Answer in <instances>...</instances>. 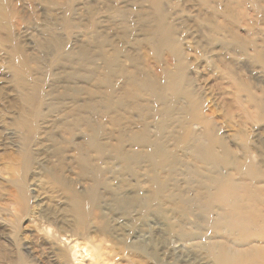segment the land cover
I'll return each mask as SVG.
<instances>
[{"label":"bare ground","instance_id":"6f19581e","mask_svg":"<svg viewBox=\"0 0 264 264\" xmlns=\"http://www.w3.org/2000/svg\"><path fill=\"white\" fill-rule=\"evenodd\" d=\"M34 1L48 8L55 25L89 30L84 32L88 43L75 47L70 39L46 34L45 42L34 45L38 52H31L22 40L25 31L11 24L15 15L20 22L24 17L17 6L14 16L7 13L11 0H0V30H18L16 40L10 36L2 67L22 93L9 101L17 114L14 126L34 147L45 148L32 182L16 187L27 199L15 205L12 187L1 209L15 219L37 210L47 224L40 232L48 244L63 243L68 233L76 237L64 255L66 264L90 256L78 242L92 225L124 251L138 253L136 264H171V257L163 256L199 247L197 239L208 241L214 264H264V155L255 157L256 141L264 142V88L229 56L238 53L264 69V40L255 38L258 32L248 23L241 34L237 9L242 2L234 7V0L225 5L224 0H83L81 14L75 7L79 0ZM190 1L199 8L192 28L189 20L176 24ZM256 2L264 10V0ZM101 6L113 35L101 29ZM62 7L67 12L59 17ZM201 45L206 55L196 58V74L203 69L196 88L188 71L191 54ZM36 75L38 82L52 80L48 93L41 90L51 101L30 102ZM211 80L217 92L209 95ZM164 84L172 91L167 93ZM219 111L225 112L222 120L215 116ZM114 210L131 217L129 223L140 225L142 234L130 240L118 235L121 227L105 219ZM201 223L208 224L205 236ZM19 232H13V264H27L25 251L33 248L24 245L29 239ZM135 237L148 242L137 244ZM38 248L39 257L52 264L63 256L52 247Z\"/></svg>","mask_w":264,"mask_h":264},{"label":"rangeland","instance_id":"374dc122","mask_svg":"<svg viewBox=\"0 0 264 264\" xmlns=\"http://www.w3.org/2000/svg\"><path fill=\"white\" fill-rule=\"evenodd\" d=\"M242 2V7H238L237 11H240L241 18H239V23L242 22V27H240L241 34H245L247 27L245 26L246 23L250 24L251 27L254 28L255 31L258 32V35L255 36V38L259 39V41L264 40V21H262L264 18V10L256 5V0H234V7L237 6V2ZM262 2V0H261ZM228 1L224 0L223 5L227 4ZM263 4V3H262ZM13 6H17L18 10L21 12L20 16L24 17L23 22H20L18 17L14 16ZM148 6V5H145ZM75 7L80 8V11L77 12H83L84 7V1L79 0L75 3ZM104 8L100 14V21H102V30L106 33H110V35H113L114 32L110 31L106 28H109V22L110 19L107 20L108 13H106V8ZM186 9V14L183 15V18L177 17L176 24L181 26L182 20H189L190 28L196 27V21L198 20L199 15V8L197 7L196 3L191 2L184 5ZM48 8L46 6H41L39 4V1L34 0H11L9 3V8L6 10L7 13H12L13 21L11 22L12 26H20V29H23L27 35V37H24L22 40L24 41V45L27 44L25 47L31 52L37 53L38 48L34 49V45L40 43H43L46 41V39L50 36L46 34H51L56 38H62V39H70V42H73L75 44V47H78L83 44L88 43V39L85 38L84 32L89 31L87 29L79 31V30H71L67 24H61V22H58L55 25L54 21H49L48 19H51L47 15ZM67 12V9L65 7L60 8L57 11V14L59 17H63L64 14ZM76 12V13H77ZM75 13V14H76ZM75 14L73 16H75ZM77 18V17H73ZM89 18V17H88ZM46 21L51 22V25H48ZM104 21V23H103ZM115 24H117V21H114ZM244 24V25H243ZM18 30L12 31L10 34L7 30H0V114L3 113L5 116L0 115V201L5 203V200H7V189H11L13 187V190L16 191L14 193V196L11 197L12 202L15 205H19L20 203L24 202L25 199H27V195L25 193H22L16 188L20 184L24 183L25 181L32 182V179L34 178V175L36 173L35 168L37 167V161L43 156H40L39 154H42L44 152L43 147H34L31 140L26 138V134H23L22 131L14 126V122L17 118L16 112L10 108L9 101L13 99H18L19 95L22 93L20 91H17L14 88V82L11 78V73L4 71L3 66L7 62V49L10 44V36L16 40V35ZM121 34V30H120ZM200 40V38H197ZM207 39V38H204ZM78 41V42H77ZM128 46V45H127ZM127 48V47H125ZM224 54L225 51H223ZM190 60L193 63V67H191L188 71L190 77L194 79V87L197 88V82L198 78L201 77L203 74V69L199 74H196L195 64H196V58L202 57L204 54L206 55V45H201L199 50H195L192 52ZM238 55V53H237ZM236 54L229 55L230 59L234 62H239L240 66H247L246 74L251 76L253 82L258 87L264 88V69L261 68V65H256L252 63L251 61H247L245 59H241ZM141 56V54H140ZM151 64L155 62V59L151 57L150 59ZM100 63V62H99ZM98 63V64H99ZM200 67L204 68L206 66L205 61H200ZM124 64H126L127 67H130V62L124 60ZM239 66V65H238ZM170 69H173L172 65L168 66ZM201 70V69H200ZM255 73V74H254ZM40 77V75H36L35 77H32L35 81L33 82V85L36 84V90L34 91V96L32 97L31 103H34L35 105L40 102H49L51 101V98L43 97L41 94V90H44V93H48L51 89L52 80L43 78V80H46L45 82H38L36 78ZM10 80V81H9ZM7 82V83H6ZM208 87L206 89V92L209 95H212V93L217 92L215 89V82L209 81ZM166 92L172 91L166 84ZM5 98V99H4ZM215 116L219 120H222L221 118H225V112L219 111ZM236 119L239 120L240 118L236 116ZM227 120V117H226ZM253 121V120H252ZM224 123V121H223ZM261 127V126H260ZM200 127L197 126L196 131H200ZM234 132H236L238 129L234 127ZM224 132V130H222ZM256 139L252 136V140ZM264 141V140H263ZM228 143L232 144L228 141ZM237 143H240L239 141L234 143L232 146L235 148L234 145H237ZM39 150V151H38ZM259 150V151H258ZM264 142H259V140L256 141V149H255V157L258 159H262V156L264 155ZM39 155V156H38ZM24 158H26L24 160ZM40 162V161H39ZM31 174L30 176H27V174ZM177 179L183 185L184 187V178L181 176V170L180 167H177ZM22 177L23 180H22ZM83 189V188H82ZM84 190V189H83ZM192 197V195H191ZM0 202V203H1ZM9 202V200H8ZM102 209H110L106 208V204L101 203L100 205ZM108 213V211H107ZM20 215V214H19ZM26 215H22L21 218L24 220H21L20 216L19 219L14 218V214H8L6 211L2 210L0 207V264H13L14 258L12 257V252L14 246H13V232L18 229H20L19 237L22 234V237L27 236L28 242L26 240L24 241V245L29 246L31 251H25L26 252V263L30 264L32 261L35 264H52L50 259H47L45 256L39 257V254L42 253V251L38 248L40 245L43 247H52V250L56 253L60 252L61 256L58 261H56V264H66V261L64 260V255L68 254L67 248L70 246H73L75 243H77L76 237H72L70 233H68L66 236L61 237V240L63 243L59 242L58 240L56 242H52L51 244H48L46 240V236L43 232H40L41 227L44 226V229H46V221L44 219H41L39 217L38 211L33 208V210L29 211V215L25 217ZM9 217V219H8ZM110 225L114 226H120L121 230L118 231V235L130 240L131 236L141 233V226L137 225L134 226L132 223H129V220H131V217H126L124 215H120V211L114 210L110 213V215H107L105 218ZM188 220L190 222L194 221V217H189ZM21 222V224H20ZM201 229L202 233L205 236V232L207 231L208 224L201 223ZM51 227V226H50ZM15 228V229H14ZM53 228V227H52ZM205 229V230H204ZM155 231H159V228H155ZM210 232V231H209ZM166 233L163 232L162 236ZM177 231L176 234L177 235ZM207 234V233H206ZM39 235V237H37ZM179 235V234H178ZM34 237L36 239H34ZM142 239V238H141ZM141 239H133L135 243H140L142 241V244L144 246L145 243L148 242V240H141ZM32 240H34L32 242ZM51 240V238H50ZM49 240V241H50ZM197 239L195 244H197L199 247L190 246L186 248L182 253H174L173 256H163L164 259H170L171 264H214V260L212 258V255L210 252H208V249L205 248V246L209 245L207 240H199ZM37 241V242H36ZM198 242V243H197ZM79 244L86 245L90 256H87L85 258H81V264H97L95 259H98V264H136L137 261L140 260V257L138 256V253L134 254L133 252H130V254L125 250L124 246L117 243V241H113L109 237L100 234L99 232L95 231V225H92L90 227V230L87 231V236L84 238L80 237V240L78 242ZM200 243V244H199ZM157 245V241L154 243H150L148 246L150 248ZM202 245V246H201ZM162 247V246H161ZM160 248V247H159ZM12 250V252H11ZM5 251V252H4ZM83 253L85 251H82ZM208 252V253H207ZM6 253L7 256H4ZM10 253V254H9ZM34 253V254H33ZM39 253V254H38ZM52 253V252H51ZM210 253V255H209ZM4 254V255H3ZM99 255V257H96V255ZM2 255V256H1ZM4 257V258H2ZM209 257V258H208ZM211 257V260H209ZM12 259V260H10ZM72 264V263H70ZM150 264H154L152 261ZM157 264V263H156Z\"/></svg>","mask_w":264,"mask_h":264}]
</instances>
